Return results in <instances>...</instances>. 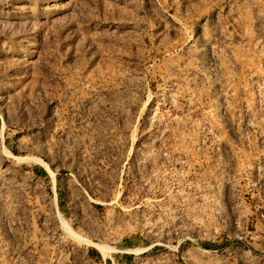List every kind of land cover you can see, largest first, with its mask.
<instances>
[{
  "label": "rangeland",
  "instance_id": "1",
  "mask_svg": "<svg viewBox=\"0 0 264 264\" xmlns=\"http://www.w3.org/2000/svg\"><path fill=\"white\" fill-rule=\"evenodd\" d=\"M0 264H264V0H0Z\"/></svg>",
  "mask_w": 264,
  "mask_h": 264
}]
</instances>
